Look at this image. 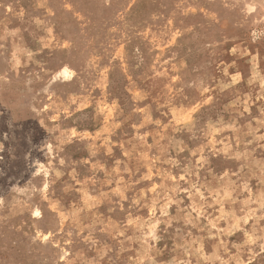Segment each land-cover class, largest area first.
Instances as JSON below:
<instances>
[{
    "label": "rangeland",
    "instance_id": "374dc122",
    "mask_svg": "<svg viewBox=\"0 0 264 264\" xmlns=\"http://www.w3.org/2000/svg\"><path fill=\"white\" fill-rule=\"evenodd\" d=\"M0 264H264V0H0Z\"/></svg>",
    "mask_w": 264,
    "mask_h": 264
}]
</instances>
